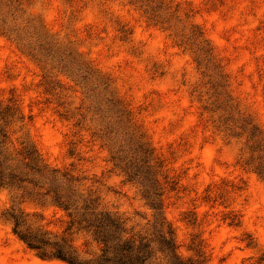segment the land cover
Masks as SVG:
<instances>
[{
  "label": "rangeland",
  "instance_id": "obj_1",
  "mask_svg": "<svg viewBox=\"0 0 264 264\" xmlns=\"http://www.w3.org/2000/svg\"><path fill=\"white\" fill-rule=\"evenodd\" d=\"M3 22L10 26L15 39L3 35L0 29V103H16L22 121L28 124L42 122L46 147L37 150L48 166L67 171L80 180L79 184H87L90 198L95 192L91 185L102 187L105 178L122 177L118 184L102 190L127 198L128 193L120 189L131 185L143 198L146 186L159 204L152 176L140 173V178L127 180L113 167L111 150L93 140L89 124L81 116L71 120L62 117L66 109L85 111L84 99L96 96L97 89L104 91L102 80L88 71L84 60L104 76L115 96L127 106L168 175L171 183L163 197V213H167V220L172 216L168 221L175 230L180 253L190 256V246L196 241L208 264H264V252L243 255L245 251H259L252 231L230 235L244 223L243 214L230 207L231 194L245 190L249 184L244 162L228 165L216 159L215 153L221 150L214 153L209 139L202 135L212 121L202 108L201 96L214 94L213 81L208 83L209 77L196 62L193 49L172 35L175 32L179 39L187 40L191 34L202 32L221 67L233 107L239 109L255 96L264 100V0H0V26ZM45 34L58 45L50 39L46 43ZM133 40L135 43L124 49ZM20 42L25 53L19 50ZM32 50L49 63V72L28 54ZM122 50L132 59L122 57ZM160 56L166 59H158ZM173 62L180 74L178 87L166 93L156 88L140 90L134 80L139 73L136 64L143 65L148 81H155L165 77ZM45 72L51 76L47 80ZM187 78L192 81L190 88H184L189 83ZM181 88L186 95L181 94ZM169 113L177 119H169ZM79 121L81 125H77ZM185 124L188 134L179 132ZM256 126L264 137V123ZM196 129L201 133L198 144ZM114 147L111 142L110 148ZM131 157L140 160L142 156L129 149L123 158L127 161ZM94 168L99 169V175ZM217 208L229 211H213ZM192 228L199 231H188ZM29 251L36 253L31 248ZM32 264L65 262L43 260L36 254Z\"/></svg>",
  "mask_w": 264,
  "mask_h": 264
},
{
  "label": "clouds",
  "instance_id": "obj_2",
  "mask_svg": "<svg viewBox=\"0 0 264 264\" xmlns=\"http://www.w3.org/2000/svg\"><path fill=\"white\" fill-rule=\"evenodd\" d=\"M134 43L135 40L124 45V49ZM147 55L148 51L145 52ZM121 56L132 59L123 50ZM158 59L164 60L166 57L160 56ZM136 67L139 73L134 80L141 91L156 88L166 93L169 88L180 85L175 62L173 67L167 69L164 78L155 81L147 80L142 64H136ZM187 79L189 83L184 88L191 87V78ZM124 87L127 88V84ZM184 88H181V94L186 95ZM97 92L96 96L84 99L86 110L81 115L89 124L90 131L110 139L115 146L113 150L119 149L122 155L128 154L129 149L138 151L140 142L124 119L126 113L119 99L107 91L97 89ZM134 94L138 95L135 89ZM75 99L79 103V93ZM210 115L215 120L222 113ZM233 116V121L219 129L210 123L202 135L209 139L214 153L216 149L221 150L215 153L216 159L221 162L232 165L237 160L241 163L250 161L245 166L248 186L243 191L232 193L230 198L231 210L242 213L244 223L230 235L239 236L241 232L252 231L259 251H245L243 255H259V252H264V172L261 171L264 168V148L249 151L252 141L241 125L245 123V118L258 126L264 123V100L259 96L245 100ZM169 119L176 120L177 117L169 113ZM217 123L220 122L217 120ZM179 132L188 134V125L185 124ZM5 133L9 137L6 149L13 156V149L21 148L20 142H34L29 146L31 149L43 150L46 147L42 122L31 125L15 116L0 119V142ZM200 135V130L196 129L197 144ZM134 144L136 147L133 149ZM63 150L61 146L60 151ZM191 155L195 156L196 153ZM228 170L231 171V168ZM93 171L99 175V169L94 168ZM120 178H105L102 187L91 185L95 189L91 200L96 204L85 212L83 205L89 202V193L85 190L87 184L76 183V178L72 176L49 184L37 175L17 172L0 157V264H32L34 255L45 253L58 256L65 264H182L183 257L178 254L176 238L164 219L167 213L160 210L154 194L146 186L143 198L136 195L137 189L131 185L120 189L128 193L127 198L102 190L118 184ZM97 197L100 199L97 200ZM61 208L66 212L60 211ZM213 211L229 209L217 208ZM257 217L260 218L259 222L253 225ZM171 219L172 216L168 215V220ZM102 220L103 227L97 228V223ZM188 231L196 232L199 229ZM183 244L186 246L187 241ZM30 248L35 249L36 253L29 251Z\"/></svg>",
  "mask_w": 264,
  "mask_h": 264
},
{
  "label": "trees",
  "instance_id": "obj_3",
  "mask_svg": "<svg viewBox=\"0 0 264 264\" xmlns=\"http://www.w3.org/2000/svg\"><path fill=\"white\" fill-rule=\"evenodd\" d=\"M0 29L2 30L1 33L3 35L7 36L9 39L11 38L15 39V37H13V31L10 29V26L6 24V22H3L2 26H0ZM172 35L176 40H178V42H180V44L189 45L191 49H193L196 62L201 68H203L204 75L209 77L208 83L211 84L213 81L211 87L214 90L213 91L214 94H212L208 98H205L204 95L201 96L203 97L202 108L204 112L208 114H214L216 112L222 113V115L216 117L215 120L212 118V115H210L213 127L219 129L222 125H227L229 121L234 120L233 113H235L238 110V108L233 107L231 105L229 95L226 89V85L224 83V75L222 73L220 65L216 60L212 47L205 39L202 32H196L191 34L192 36L188 37L187 40H183V38L179 39L178 38L179 34H176L175 32H172ZM17 39L18 38H16V40ZM49 39L53 40V42H55V44L58 45L59 42L57 40L45 34L44 40L48 44L49 42L47 40ZM190 39H193V42H188V40ZM20 44L21 42L19 43V50L22 53H25L24 52L25 48H23ZM32 51L33 52L29 51L28 54L32 58H34L37 62L40 63L43 70L48 69L47 71L49 72V68H47L49 63L46 61H42L39 58V56H37L38 54L34 52L35 50ZM82 62L85 64V67L89 69L88 71L89 72L91 71V74L93 76H96V78H100L102 80L103 84L105 85L104 91H107L111 95L115 96L114 92L110 88V84L104 81V76L96 73L93 69H90V67L86 65L84 60ZM47 74H48L47 72L44 73V80H47V78L50 76ZM44 82L48 83L47 81ZM119 101L121 103V106L123 107L124 113H126L124 119L127 122L128 127L134 131L136 138L140 142V147L138 151L142 156L141 159L138 160L136 158L131 157L126 161V159L123 158V155H121L120 150H118L117 153H115L110 148L111 145L110 139L102 137L101 135H98L91 131L92 138L93 140L96 141L99 140L102 143V146L108 147L109 150H111L110 160L113 164V167L120 170L124 174V176H126L127 180L134 181L136 180L137 177L140 178L141 177L140 173H145L152 176L155 186L157 187V191H158L157 195L160 197L158 206L160 210L163 212L164 210L163 197L166 191L168 190L169 184L171 182L168 180V175H166L165 171L163 170L162 163L159 162L155 157L153 149L148 141L146 134L143 132L141 127L134 122L131 112L128 110L127 106L123 103V101L120 99ZM82 112L83 111L80 110L76 112L66 109L61 115L66 120H71L74 119L76 116H81ZM11 116H15L21 121L23 119L19 106L16 103L1 102L0 119H6ZM217 120L220 123H217ZM81 124H82L81 121L77 122V125H81ZM241 128L243 131L247 132L249 139L252 141V143L249 145V151H258L264 148V137L261 134V132L258 130L256 124H252L251 121L248 120V118H245V123L241 125ZM87 129L90 130L89 126L87 127ZM8 142H9V137L5 133L3 137V141L0 142V157H2L3 160L7 162L10 167L16 169L17 172L31 173L37 175L45 179L49 184L55 182L57 179H66L68 176H72L76 178L73 174H70L67 171H62L59 168H51L50 166H48L42 159L39 151L37 149H31L29 147L32 144L31 141H29L27 144H25L24 142H20L22 145L21 148L13 149V151L15 152L14 156L12 155V152L7 151L6 149V145L8 144ZM249 163H250L249 160H245L243 164L246 166ZM258 167L260 166L258 165ZM261 171L264 172V168H261ZM75 182L80 183V180L76 178ZM94 202L96 201H92L89 196V202L83 205L85 212L88 211L90 206L94 205ZM57 207H59V205H57ZM61 209L66 212L65 209L63 208ZM164 219L168 222L169 227L172 229V233L176 238L175 230L173 226L167 220L166 217H164ZM103 225H104V221L102 220L97 223V228H102ZM176 243H177L178 254L181 257H183L182 264H208L207 258L200 243H196V241L192 242L193 244L190 246L191 255L188 257H185L180 253L177 239H176ZM37 255L43 260H47L51 258L60 259L58 256L49 255L48 253H45L43 255L40 254Z\"/></svg>",
  "mask_w": 264,
  "mask_h": 264
}]
</instances>
